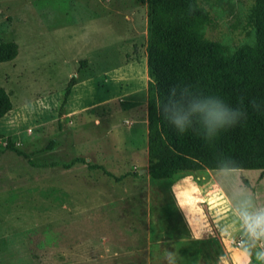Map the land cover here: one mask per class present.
<instances>
[{
    "label": "rangeland",
    "instance_id": "obj_1",
    "mask_svg": "<svg viewBox=\"0 0 264 264\" xmlns=\"http://www.w3.org/2000/svg\"><path fill=\"white\" fill-rule=\"evenodd\" d=\"M252 3L205 0L211 15L205 36L233 51L250 47ZM0 41L18 44L17 56L0 62V87L13 104L0 119V264H87L93 248L108 254L134 249L130 222L145 203L136 198L138 208L133 207L130 196L125 204L130 209L113 212L118 221L124 215L129 222L97 238L88 225V201L93 186H131L139 170L148 169L146 5L137 0H0ZM73 76L76 84L66 97ZM7 140L26 155L6 148ZM161 181L189 194L194 207L200 209L196 200L206 202L207 233L216 240L212 245L227 244L233 252L241 227L232 185L250 190L264 205V171L202 169ZM106 209L92 213L101 226L97 233L104 231ZM224 225L231 237H221ZM252 264H259L254 255Z\"/></svg>",
    "mask_w": 264,
    "mask_h": 264
},
{
    "label": "trees",
    "instance_id": "obj_2",
    "mask_svg": "<svg viewBox=\"0 0 264 264\" xmlns=\"http://www.w3.org/2000/svg\"><path fill=\"white\" fill-rule=\"evenodd\" d=\"M137 1L147 8L150 177L166 179L182 171L219 170L222 156L231 158L235 169L264 171V111L248 107L246 121L206 139L199 125L194 126L195 130L178 133L156 109L158 101L166 102L170 88L184 85L204 94L218 95L232 106H236L241 95L246 98V106L247 99L264 100V0H253L249 10L247 23L253 30V44L234 51L205 36L204 28L211 22L205 0ZM190 3L198 5L196 11H189ZM17 54L15 41H0V62L11 61ZM75 84L73 76L67 84L66 97ZM12 108L10 94L0 87V119ZM5 147L26 155L9 140Z\"/></svg>",
    "mask_w": 264,
    "mask_h": 264
},
{
    "label": "crops",
    "instance_id": "obj_3",
    "mask_svg": "<svg viewBox=\"0 0 264 264\" xmlns=\"http://www.w3.org/2000/svg\"><path fill=\"white\" fill-rule=\"evenodd\" d=\"M147 130L146 125L145 134ZM145 140L147 149V135ZM251 170L255 171V169ZM138 174L131 186H123L120 182H115L97 184L90 189L92 198L88 201V216H90L88 225L93 227L92 233L97 238L113 229L118 232L121 222H129L124 215L119 217L120 221H118L113 216V212L121 214L125 207L130 209V206L125 205L130 196H133L135 201L136 198L140 200L141 204L145 203V208L135 211L133 223L130 222L132 224L130 229L134 232V249L108 254L105 249L101 253L93 248L92 252L88 253L87 264L108 262L110 264H174L172 260L165 258L167 252L175 253L176 264H217L218 258L226 254L227 248H221L217 244L212 245L216 243V240L212 234L207 233L206 215L209 213L206 202L201 203L196 200L194 204L195 206L200 204L199 209L198 206L192 205L191 200L188 199L189 194L179 193L185 200L184 206L181 207L177 203L176 195L173 194L171 184H165L161 179H152L148 169L147 171L140 169ZM95 191L97 192L94 193ZM207 195L206 190L203 196L207 197ZM135 201L133 207L138 208ZM102 207L107 208L102 218L104 231L97 233L96 230L101 226L93 222L92 213L95 209ZM194 234L202 235V239H194ZM104 246L106 248V245Z\"/></svg>",
    "mask_w": 264,
    "mask_h": 264
},
{
    "label": "clouds",
    "instance_id": "obj_4",
    "mask_svg": "<svg viewBox=\"0 0 264 264\" xmlns=\"http://www.w3.org/2000/svg\"><path fill=\"white\" fill-rule=\"evenodd\" d=\"M197 7L196 3H190L189 11L194 12ZM248 107L258 112L264 111V100L247 99L246 106V98L241 95L237 97L236 106H232L218 95L193 90L191 85L170 88L166 102L161 104L158 101L156 104L157 113L162 114L163 119L175 131L183 134L189 129L195 130L194 126L199 125L206 139H213L222 129L231 128L246 121ZM219 171L224 174L235 171L231 158L222 156ZM176 188V185L172 186L173 194L177 197L178 205L183 207L185 200L181 194L177 193ZM193 191L198 192L199 189L194 188ZM231 199L235 202L233 211L241 227V238L236 252H233L226 244L227 252L218 258L217 264H229V260L231 264H252L253 255L259 264H264V205L257 203V197L250 190L238 184H233L231 187ZM220 234L222 238L231 237L230 227L222 226ZM193 238L202 239V235L194 234ZM229 253H231L230 256ZM165 258L176 264L175 253L167 252Z\"/></svg>",
    "mask_w": 264,
    "mask_h": 264
},
{
    "label": "built area",
    "instance_id": "obj_5",
    "mask_svg": "<svg viewBox=\"0 0 264 264\" xmlns=\"http://www.w3.org/2000/svg\"><path fill=\"white\" fill-rule=\"evenodd\" d=\"M238 242H239V240L236 241V246H237Z\"/></svg>",
    "mask_w": 264,
    "mask_h": 264
}]
</instances>
